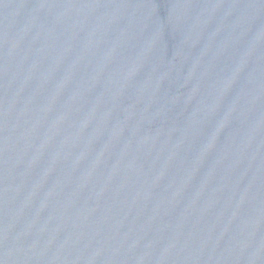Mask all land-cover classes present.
Wrapping results in <instances>:
<instances>
[{"label":"water","instance_id":"water-1","mask_svg":"<svg viewBox=\"0 0 264 264\" xmlns=\"http://www.w3.org/2000/svg\"><path fill=\"white\" fill-rule=\"evenodd\" d=\"M0 264H264V0H0Z\"/></svg>","mask_w":264,"mask_h":264}]
</instances>
